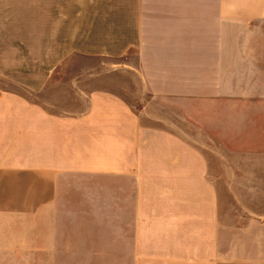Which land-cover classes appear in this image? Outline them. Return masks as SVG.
<instances>
[{
    "label": "crops",
    "instance_id": "crops-1",
    "mask_svg": "<svg viewBox=\"0 0 264 264\" xmlns=\"http://www.w3.org/2000/svg\"><path fill=\"white\" fill-rule=\"evenodd\" d=\"M41 4L0 16V264H264V157L227 156L220 125L147 123L106 76H55L136 51L141 101L219 105L264 68V0Z\"/></svg>",
    "mask_w": 264,
    "mask_h": 264
},
{
    "label": "rangeland",
    "instance_id": "rangeland-1",
    "mask_svg": "<svg viewBox=\"0 0 264 264\" xmlns=\"http://www.w3.org/2000/svg\"><path fill=\"white\" fill-rule=\"evenodd\" d=\"M41 13V0H0V16H41ZM229 40L231 38H227L228 44ZM128 56L121 60H112L97 56L73 55L66 59L65 66L57 70L55 76L65 79L74 76H106V81H101L99 85L123 94L136 107H149L151 113L161 118L159 120L146 118L147 123L173 128L188 139L199 142L202 124L220 125L227 156L264 157V68L257 71L259 81L255 79L248 84L227 85L226 91L236 92V98L227 97L219 105L217 102L201 100L151 101L148 98L141 101L139 78L135 70L139 65V57L136 51L129 53ZM239 93L241 95H238ZM205 108L210 109V115L202 113ZM216 108L220 110V118L212 116V110ZM73 183L75 181L67 182L66 187L72 190L80 188L79 183L75 186L71 185ZM253 183L257 191L252 200L254 199L257 205H264V181ZM67 199L80 203L78 196ZM226 200L227 204L239 203L229 195L226 196ZM246 201L249 203L250 198ZM123 263L134 264L131 261Z\"/></svg>",
    "mask_w": 264,
    "mask_h": 264
}]
</instances>
